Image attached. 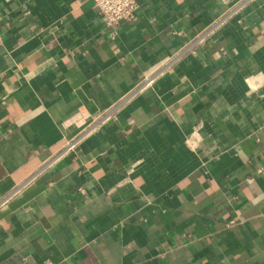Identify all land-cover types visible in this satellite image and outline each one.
Listing matches in <instances>:
<instances>
[{
  "label": "crops",
  "instance_id": "crops-1",
  "mask_svg": "<svg viewBox=\"0 0 264 264\" xmlns=\"http://www.w3.org/2000/svg\"><path fill=\"white\" fill-rule=\"evenodd\" d=\"M137 1L0 0V264H264V0Z\"/></svg>",
  "mask_w": 264,
  "mask_h": 264
},
{
  "label": "built area",
  "instance_id": "built-area-1",
  "mask_svg": "<svg viewBox=\"0 0 264 264\" xmlns=\"http://www.w3.org/2000/svg\"><path fill=\"white\" fill-rule=\"evenodd\" d=\"M99 8V13L103 18L105 24L110 27L118 25L121 22L131 19L136 14L138 8L137 0H94ZM214 30L212 27L207 29L202 38L213 35ZM77 139H73L68 143V148L75 147ZM44 264H54L50 261L44 262Z\"/></svg>",
  "mask_w": 264,
  "mask_h": 264
}]
</instances>
